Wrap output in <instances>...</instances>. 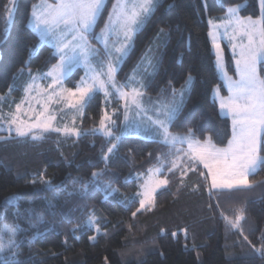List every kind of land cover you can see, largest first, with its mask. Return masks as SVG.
Wrapping results in <instances>:
<instances>
[{
	"label": "trees",
	"instance_id": "1",
	"mask_svg": "<svg viewBox=\"0 0 264 264\" xmlns=\"http://www.w3.org/2000/svg\"><path fill=\"white\" fill-rule=\"evenodd\" d=\"M40 1L17 0L13 22L5 33L4 6L9 0H0V98H6L3 107L7 111L13 110L22 100L31 79L29 70L33 74L37 70L47 73L58 62L57 57L49 59L50 53L54 52L49 45L32 49L39 42L38 35L27 23L33 5ZM114 2L107 0L103 15L95 25V33L104 26ZM173 4L176 7L168 9L167 6ZM237 5H243L238 11L241 19L251 17L256 20L264 15L258 0H163L152 17L154 22L139 32L134 51L116 76L119 83L126 76H132V69L145 52L156 28L171 23L172 35L163 49L159 69L149 81V86L141 89L144 106L150 108L148 97L155 100L161 89L168 88L169 82L178 89L191 74L194 77L191 91L183 111L169 131L186 133L192 128L194 140L202 143L211 137L217 148L228 145L232 127L230 119L220 114L218 103L213 99L214 87H219L221 96L225 97L228 92L216 69L207 19L224 17L227 8ZM161 16L163 20H157ZM90 41L96 44L94 39ZM223 49L226 71L235 76L233 58L227 47L223 46ZM25 61L29 63L25 64ZM20 69H23L22 73L18 71ZM140 71L143 72V68ZM14 73L16 87L10 91ZM261 75L264 76V72ZM82 76L81 69L75 70L66 81L67 86L74 88ZM167 94L170 96L171 88ZM113 106L119 110L114 116L117 126L113 131L119 134L123 113L118 101H114ZM102 109H105L104 97L95 93L86 114L79 119V128L98 127ZM34 135H42L43 138L33 141L31 135L17 138L0 132V136H7L0 141V214H6V221L20 226L17 241L21 245L20 259L24 264H104L105 258L108 264H140L141 261L142 264H264V258L258 253L251 254L252 245L261 247L260 238L264 235V163L249 175L248 179L254 182L250 189L209 193V179L200 176V172L206 173L202 165L188 174L186 186L181 187L180 169L192 166L188 164V156L184 155L185 148L162 146L142 134L124 136L119 158L107 165L109 172L118 174L113 187L119 188L121 194L137 193L149 170L160 166L157 157L171 153L163 157L166 166L160 174V178L168 179L169 184L154 195V207L133 218L131 213L139 207L137 199L126 209L122 195L106 198L101 189H91L88 198L83 200L67 195L75 186L73 181L77 177L87 180L91 172L105 168L104 161L97 162V158L101 154V145L106 151L112 140L105 143L106 138L100 134L77 137L48 132ZM129 149L134 151L129 154ZM178 157H183L178 161L180 167L170 174L172 161ZM45 169V178L52 179L53 188L38 191L41 187L40 173ZM100 179L108 181L110 177L102 176ZM33 180L35 185L31 183ZM61 184L63 189L56 187ZM56 196L59 198L54 199ZM50 204L55 207H50ZM209 204L213 205L212 209H209ZM93 207L98 217L107 220V223L101 222L100 233L97 235L93 228L69 232ZM239 211H243L245 218L239 229H233L221 213L234 221ZM62 212L67 214V218L62 217ZM41 215L45 221H55L56 227L49 228L39 223ZM162 229L166 232L162 233ZM36 231L40 236L29 243L28 237ZM241 231L251 244L244 241ZM174 232L177 233L175 236L172 235ZM93 235L97 236L94 241L89 239Z\"/></svg>",
	"mask_w": 264,
	"mask_h": 264
},
{
	"label": "snow or ice",
	"instance_id": "2",
	"mask_svg": "<svg viewBox=\"0 0 264 264\" xmlns=\"http://www.w3.org/2000/svg\"><path fill=\"white\" fill-rule=\"evenodd\" d=\"M162 2L163 0H115L99 33H95L94 27L103 15L107 0H57V3L43 6L42 11H37V6L33 5V11L28 19L27 26L38 35L39 41L32 46V49H38L40 44H51L54 52L50 53L49 59L58 56L59 61L47 73L37 70V74L33 75L29 70L28 75L32 77L33 82L26 85L25 93L30 94L34 90L36 79L51 77L52 83L42 90L47 95L48 101L51 102L54 98H58L56 103L66 101L68 108L81 117L86 114L97 91H104L106 97L118 94L123 101L125 112V119L119 125L121 129L119 134L113 131L117 126V121L113 117L118 115L119 110H113L109 114L106 110L107 99L105 100V109L101 110L98 127L91 129H80L67 125L62 129H53L52 121L56 117L48 114L50 110L46 105H41L42 110L34 113V122L26 123L12 113L9 114L11 118L8 120L9 132L15 125L14 130L17 138H27L31 135L33 141H36L43 138L42 135H34L36 131L43 134L54 130L57 133L62 132L65 135L70 134L77 137L87 134H102L106 138L105 143L112 140L106 151L103 144L101 145V154L97 158V162L104 161L105 168L91 172L87 180L77 177L73 181L75 186L71 191H68L67 195L83 200L88 198L91 189H101L106 198L114 194L122 195V203L126 209L135 202L137 197H140L139 207L131 213L133 218L140 212L150 210L155 206L154 194L158 189L168 185L169 180L150 179L141 186L143 191L135 194H121L119 188L113 187V180H117L119 177L116 172H109L107 165L119 158V148L124 136L143 133L149 139L169 148L174 147L177 143L187 142L189 147L184 155L189 157L188 164L192 166L180 169L181 187L186 186L185 179L188 174L195 172L202 164L207 169V173L200 172V176L211 179L209 193L214 190L233 192L250 189L254 182L248 179L249 175L255 173L264 163V155H261V152L264 151V76L261 75L264 72V27L260 26L264 21V15L259 20H254L251 17L241 19L237 16V11L241 6L237 5L227 8L224 17H215L209 20L213 30L209 31L208 36L211 37L213 48L216 50V69L224 77L229 92L226 97L218 96L219 87L212 89L214 96L219 101L220 114L231 118L232 138L225 148H216L211 142V137L206 138L202 143L194 140L195 131L192 128L187 129L186 133L169 131L172 123L183 111L186 97L191 91L194 83V77L191 74L184 79L178 89L169 82L170 96L167 94L168 88L161 89L155 100L148 97L151 107H144V92L141 89H146L149 86V81L159 69L163 59V49L167 47L172 35L173 26L171 23L156 28L145 52L142 53L132 69L133 75L126 76L122 83L117 84L116 76L122 70L123 63L134 51L137 35L154 22L152 17L155 16ZM16 7L17 0H9V3L4 6L5 33L9 30L8 25L13 22ZM167 7L171 9L176 5ZM260 7L264 13V0H260ZM157 20L162 21L163 17H157ZM216 21L221 23L217 24ZM221 27L225 29L223 35L231 44L236 74L239 77L235 80L227 76L224 71L222 49L219 43L221 34L217 31ZM176 28L179 29V24L176 25ZM229 28L232 29L231 34L228 32ZM90 37L95 39L101 47H94L89 42ZM27 63L29 61H25V64ZM77 65L85 66L86 75L81 77L74 88L62 87L65 78L73 72ZM141 68H143V72L140 71ZM18 71L22 73L23 69ZM15 79L16 74L14 73L13 83L9 84L10 91L16 87ZM133 83L138 87H132L130 91L123 90ZM109 88L115 89V92H109ZM20 110L21 106L17 104L16 112L19 113ZM133 110H135L134 114H132ZM148 112L152 114L148 115ZM0 119H5V117L0 116ZM73 121H75V116ZM133 151V149H129V154ZM177 151L181 150L177 149ZM165 155H171V153H162L157 157L160 166L155 169L156 172H161L166 166V161L163 158ZM150 158L151 153L149 154ZM124 159H127V156ZM181 159L183 157L172 161V167L169 168L170 174L180 167L178 161ZM70 164L71 161H69ZM40 175L41 187L37 190H52L53 181L51 178H45L46 169ZM102 176H109L110 179L103 181L100 179ZM31 183L35 185L36 181L33 180ZM56 187L63 189L64 185ZM58 198V196L54 197V199ZM9 203H11V199ZM49 206L55 207L54 204ZM212 208L213 205L209 204V209ZM29 213L32 214L31 209ZM61 215L67 218L65 213L62 212ZM221 216L233 229H239L241 221L245 218L243 211H239L235 215L234 221L224 216L223 213ZM0 219H6V214H0ZM38 219L39 223L46 224L49 228L56 227L55 221H45L42 215ZM101 222L107 223V220L98 217L96 209L93 207L84 219L68 231L77 233L82 229L91 230L93 225H96L95 232L98 235ZM3 228L7 232V238L5 239L4 234L0 233V264H24V261L20 259L21 245L16 239L20 226L5 223ZM24 230L27 231V229ZM161 232L164 233L166 230L162 229ZM176 234L172 233L173 236ZM241 235L244 241L251 244L243 231H241ZM39 236L40 232L36 231L34 235L28 237V242H34ZM96 238V235L89 237L93 241ZM260 239L261 247L257 248L252 245L251 254L258 253L264 258V235ZM104 264H108L107 258H105Z\"/></svg>",
	"mask_w": 264,
	"mask_h": 264
},
{
	"label": "rangeland",
	"instance_id": "3",
	"mask_svg": "<svg viewBox=\"0 0 264 264\" xmlns=\"http://www.w3.org/2000/svg\"><path fill=\"white\" fill-rule=\"evenodd\" d=\"M54 3H57V0H52V1H47V0H42L40 1L36 6H37V11H42L43 10V6L47 5V4H54ZM258 3H259V7H260V0H258ZM241 7H243V5H240ZM240 7V8H241ZM239 8V9H240ZM238 9V11H239ZM260 10H261V7H260ZM33 11V9H32ZM239 17V16H238ZM240 18V17H239ZM260 19V18H259ZM258 19V20H259ZM209 20L210 19H207V22H208V25H209V31L210 30H213L212 29V26L209 24ZM219 24V23H217ZM262 26V23L261 25ZM95 28V27H94ZM33 30V29H32ZM224 28L221 27L219 28L217 31H219V33L221 34L220 35V39H219V43L221 45V49H222V55H223V63H224V71L227 73V76L229 77H232V79H234L232 75H230L227 71H226V65H225V58H224V49H223V46H226L227 48L228 47H231V44L230 42L228 41V39L223 35L224 33ZM34 31V30H33ZM100 32V31H99ZM98 32V33H99ZM228 32L229 34H231L232 32V29L229 28L228 29ZM90 39H92L90 37ZM210 39V42H211V45H212V39L211 37H209ZM95 40V39H94ZM96 41V40H95ZM94 47H101V45L96 41V44L92 43L91 41H89ZM40 45H49L53 51H54V48L52 47L51 44H40ZM212 49H213V52L216 56V50L213 48V45H212ZM229 49V48H228ZM229 51V50H228ZM229 53H232V49H230ZM233 54V53H232ZM58 58V61H59V57L57 56ZM58 63V62H57ZM56 63V64H57ZM93 63L95 64V61H93ZM77 69H81L83 71V76L84 77L86 75V68L85 66L83 65H77L74 69H73V72ZM99 70V68L97 67V71ZM72 72V73H73ZM219 72V71H218ZM71 73V74H72ZM37 73H34L33 75H36ZM70 74V75H71ZM220 74V78L222 79L223 83H224V86L225 88L228 90L226 84H225V80H224V77L222 76V74L219 72ZM70 75L68 77L65 78V80L63 81L62 83V87L64 88H70L67 86L66 84V81L68 80V78L70 77ZM133 75V74H132ZM30 82L29 83H32L33 80H32V77H30ZM117 81V80H116ZM52 83V80H51V77H48L46 79H36L34 81V84H35V87H34V90L30 93V94H26L25 91H24V96L22 98V100L19 102V105L21 106V110L19 113L16 112V106L13 108V110L11 111H7L4 107H3V103L4 101L6 100V98L2 97L0 98V116L2 117H5V119H0V132H3V133H6L7 135H13L15 137L16 136V133H15V125L12 126L13 130L11 132H9V126H8V120L11 118L9 116L10 113L12 114H15L17 115L18 119L19 120H23L25 121L26 123L27 122H34L35 120V116H34V113L36 112H39L41 109V105H46L47 108L50 110L49 111V115H54L56 117V119L54 121H52V126H53V129H56V128H64L65 125L69 126V127H77L79 128L78 126V122H79V119L81 118V116L78 114V113H75L74 111L70 110L67 106V103L66 101L65 102H61V103H56V99L58 98H54L51 102L48 101V97L47 95H45L43 93V89H46L48 84ZM117 84H120L118 81H117ZM132 87H138V85L136 84H130L127 88H124L123 90L124 91H130ZM57 91H59L57 89ZM109 92H115V89H112V88H109L108 89ZM142 91V90H141ZM96 93H100L103 95L104 97V101L107 99L108 103H107V108L106 110L109 112V114H111L113 112V110H115L114 106H113V103L114 101H118V104L122 110V113H123V119H122V122L124 121L125 119V112H124V108H123V101L119 98L118 94H115V95H109L108 97L105 96V93L104 91H97ZM218 96H221L220 94V91L218 93ZM213 99L218 101V98H216L213 94ZM219 103V101H218ZM106 107V106H105ZM145 107V106H144ZM146 108V107H145ZM134 111L133 110V113L134 114ZM152 113L151 112H148V115H151ZM75 116V121H73V117ZM114 119V117H113ZM115 128V127H114ZM114 130V129H113ZM50 132H54V133H57L56 131H50ZM40 133L39 131H36L34 134H38ZM62 135H65L64 133H60ZM143 136H145L143 133H141ZM139 134V135H141ZM70 135V134H69ZM101 136H103L102 134H100ZM132 135H135V134H132ZM71 136H75V135H71ZM7 136H0V141H3L6 139ZM146 137V136H145ZM148 138V137H147ZM175 147H183L186 149V151L188 150V143L187 142H184V143H177L175 144ZM217 148V147H216ZM222 149V148H221ZM189 158V157H188ZM156 168H153L151 169L152 171L148 172L147 176L144 178V184H146V182H148L150 179L151 180H155V179H162L160 178V174L161 172H156L155 171ZM207 171V169H206ZM209 179V182L211 184V179L210 177L208 178ZM167 186V185H166ZM166 186H164L162 189H164ZM161 189H158V191H160ZM140 191H143V188L141 187ZM215 191V190H214ZM156 192V193H157ZM155 193V194H156ZM154 194V195H155ZM139 198L140 197H137L136 199L139 201ZM3 214V213H2ZM7 223L8 225H15V224H12L10 221H6V219H0V233H3L4 236H5V239L7 238V232L6 230L3 228V225ZM94 230L96 228V225H93L92 227ZM18 233V231H17ZM16 239H17V236H16Z\"/></svg>",
	"mask_w": 264,
	"mask_h": 264
},
{
	"label": "crops",
	"instance_id": "4",
	"mask_svg": "<svg viewBox=\"0 0 264 264\" xmlns=\"http://www.w3.org/2000/svg\"><path fill=\"white\" fill-rule=\"evenodd\" d=\"M237 16H238V11H237ZM256 20H258V19H256ZM216 23H221L220 21H216ZM226 47V46H225ZM229 48V49H228ZM227 49L230 51V49H231V47H228ZM231 54V56H232V58H233V54L232 53H230ZM233 61H234V58H233ZM259 67V66H258ZM234 68H235V72H236V66H235V61H234ZM234 78V80L235 79H238L239 77L237 76V74L233 77ZM227 92H228V90H227ZM229 95V92L227 93V95L226 96H228ZM225 96V97H226ZM217 103H218V101H216ZM218 106H219V103H218ZM224 117H227V116H224ZM227 118H229L230 119V122H231V118L230 117H227ZM231 127H232V124H231ZM232 138V137H231ZM228 146V145H227ZM226 146V147H227ZM202 165V164H201ZM202 167H203V165H202ZM204 168V167H203ZM205 169V168H204ZM205 171H206V169H205ZM206 173H207V171H206Z\"/></svg>",
	"mask_w": 264,
	"mask_h": 264
}]
</instances>
